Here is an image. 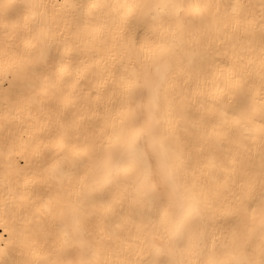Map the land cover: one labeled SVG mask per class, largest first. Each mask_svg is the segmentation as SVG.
Segmentation results:
<instances>
[{
    "label": "snow or ice",
    "instance_id": "1",
    "mask_svg": "<svg viewBox=\"0 0 264 264\" xmlns=\"http://www.w3.org/2000/svg\"><path fill=\"white\" fill-rule=\"evenodd\" d=\"M89 7L95 6L66 3L57 12L55 5L50 9L44 0L0 4L5 18L14 22H18L15 18L20 10H27V39L36 41L27 44L29 54L44 57L47 51L48 58H53L52 28L56 25L59 30L56 17L65 26L73 22L87 28L90 21L85 10ZM136 7L141 16L131 24L132 32L124 36V50L130 59L149 69L142 85L135 72L132 75L137 80H132L126 75L117 77L105 67L89 81L95 86L93 96L79 86L90 75L85 62L81 61L83 71L75 70L73 82L72 69H66L59 56L55 57L59 78L49 75L42 80L45 94L57 98L63 108L57 117V131L64 151L47 171L59 182L60 190L65 181L75 180L78 192L76 199L57 205L61 247L56 260L47 254L51 238L47 232L21 229L15 234V245L22 259H6L4 264H264V98L259 102V127L249 117L255 98L246 89L240 91L231 117L220 109L219 119L210 118L198 100L212 82L203 71L212 54L210 44L204 47L209 39L227 42L231 49V64L217 67L220 77L230 83L247 74L264 84V2L258 17L245 3L229 5L223 13L220 5L211 13V5L196 0H159ZM161 20L164 23L154 39V49L147 56L144 45L135 39V29L140 23L155 25ZM257 33L258 59L253 48ZM184 41L194 46L187 63L174 56L177 45ZM200 47L203 51L196 50ZM177 78L184 80L186 92L168 100L164 93ZM34 86L27 84L28 88ZM109 87L120 92L124 104L139 92L146 100L145 110L129 112V121L113 129L107 150L97 158L89 151L94 127L90 113L101 108L109 113L116 107V101L106 95ZM30 103L26 100L24 107ZM73 138L79 150L72 145ZM257 143L259 150L252 154ZM86 161L91 162L90 168ZM194 161L199 175L192 167ZM86 168L87 183L81 176ZM253 175L261 177L255 195L245 191L246 184L252 187ZM121 190L142 209L145 232L134 238L133 251L110 249L101 239H94L88 228L98 216L97 205L108 196L119 198ZM220 198L224 207L217 204ZM47 210L52 213L51 207ZM217 217L223 225L214 229L209 241V222ZM140 245L147 251L146 258H140ZM4 251L7 256L8 250ZM125 255L136 258L123 259Z\"/></svg>",
    "mask_w": 264,
    "mask_h": 264
},
{
    "label": "bare ground",
    "instance_id": "2",
    "mask_svg": "<svg viewBox=\"0 0 264 264\" xmlns=\"http://www.w3.org/2000/svg\"><path fill=\"white\" fill-rule=\"evenodd\" d=\"M28 0H0V4L27 3ZM51 9L56 6V11H61V6L68 3H84L95 7L86 8L90 26L85 28L70 22L67 26L57 16V26L52 28L51 49L52 57L29 54L28 43L36 41L27 39L25 29L27 10H20V16L13 19L5 18L0 9V264L6 259L19 261L21 252L15 245V234L21 229H31L37 233L47 232L51 237L47 245V254L52 260L58 258L61 247V237L58 235L57 205L66 204L69 198L76 199L78 187L76 181H65L64 189L60 190L59 182L50 177L48 169L61 158L64 146L57 131V117L63 112L58 99L51 94H45L41 87L44 77L57 75L60 68L55 57H62L65 68H71L75 82V70L83 71L85 62L90 75L83 79L79 85L95 95V86L89 81L96 76L97 70L108 67L116 73L117 77L126 75L132 80H137L133 72L138 74L139 83L143 84V75L149 69L141 67L134 59H130L124 50V36L131 33V24L140 19L141 11L138 4L156 3L159 0H44ZM202 5H211L209 12L223 13L225 8L236 3H245L259 16L264 0H196ZM230 10V9H229ZM164 21H157L155 25L140 23L134 35L137 43L144 45V54L150 56L154 49V39L158 37L160 25ZM155 33V36H154ZM259 34L253 38V48L256 58L259 57ZM211 45L212 54L208 63L203 66V71L212 82L208 85L202 96L198 97L199 106L210 118H220V109L231 117L235 105L240 100V91L246 89L255 98V103L249 112V117L254 126L261 124L259 102L264 98V84L259 79L245 74L243 79L227 82L219 76L217 67H226L231 64V49L227 42L221 43L215 39L205 41L204 47ZM193 47L187 41L178 44L174 56L188 62L191 58ZM203 51V47L197 48ZM70 58V59H69ZM47 59V63L44 60ZM198 62V61H197ZM57 75V79H58ZM105 79L107 77L105 76ZM35 86L28 88L27 84ZM111 81H109V85ZM185 91L184 80H172L164 95L168 100L173 99L177 93ZM107 97L116 101V107L109 113L103 108L92 114L94 127L92 130V144L89 151H94L97 158L103 155L108 147V137L114 128H118L122 121L130 119L129 112L140 114L145 110L146 100L142 99L139 92L128 98L127 103L122 101L119 91L106 89ZM30 100V107L25 108L24 102ZM163 103V102H162ZM211 131V129H209ZM247 143L252 144L249 140ZM72 145H75L73 138ZM259 150L257 143L253 148L254 154ZM91 165L90 161H86ZM192 167L200 174L196 161ZM258 167V158H257ZM89 168L81 171L85 182L89 178ZM252 187L245 185V191L255 195L260 190L261 177L253 175ZM237 190V189H234ZM132 189L129 187L128 192ZM119 198L111 196L97 205L98 216L88 225L94 239H101L110 249L133 251L130 246L138 234L143 235L145 225L139 205L134 204L131 197L121 190ZM218 206L224 207L223 198L218 199ZM52 208L49 214L48 208ZM223 221L217 217L216 221L209 222V241L214 229H219ZM139 230V233H138ZM218 239L220 232L215 231ZM141 257H147V251L140 245ZM5 249L8 250L5 256ZM29 261L32 257H26ZM74 258V257H73ZM123 259H135V256L125 255Z\"/></svg>",
    "mask_w": 264,
    "mask_h": 264
}]
</instances>
